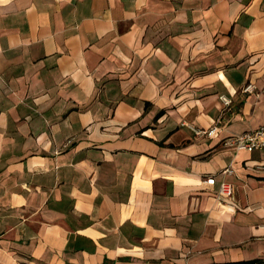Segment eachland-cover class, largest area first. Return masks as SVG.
<instances>
[{
  "label": "crops",
  "instance_id": "obj_1",
  "mask_svg": "<svg viewBox=\"0 0 264 264\" xmlns=\"http://www.w3.org/2000/svg\"><path fill=\"white\" fill-rule=\"evenodd\" d=\"M262 124L264 0H0V264H264Z\"/></svg>",
  "mask_w": 264,
  "mask_h": 264
},
{
  "label": "built area",
  "instance_id": "obj_2",
  "mask_svg": "<svg viewBox=\"0 0 264 264\" xmlns=\"http://www.w3.org/2000/svg\"><path fill=\"white\" fill-rule=\"evenodd\" d=\"M256 89L255 85L247 84L243 88L244 93H253ZM225 106L229 105L231 101L226 98H221ZM189 128L194 132L195 136L211 138L218 130L216 125L211 126L208 129H199L195 126L189 125ZM224 145L230 148H233L237 151L253 152L255 150L264 151V124L258 126L256 129L243 132L241 134L228 137L224 140ZM227 174L231 173L230 170L226 171ZM208 184H214V178H208ZM234 189L233 186L227 182H221L218 189L219 196H229L233 198ZM229 206H233L229 204Z\"/></svg>",
  "mask_w": 264,
  "mask_h": 264
}]
</instances>
